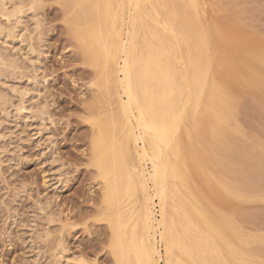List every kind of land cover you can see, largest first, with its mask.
I'll return each instance as SVG.
<instances>
[{
    "label": "rangeland",
    "instance_id": "374dc122",
    "mask_svg": "<svg viewBox=\"0 0 264 264\" xmlns=\"http://www.w3.org/2000/svg\"><path fill=\"white\" fill-rule=\"evenodd\" d=\"M80 8L40 0L23 37L0 39L13 65L0 72V264H116L91 145L96 118L119 140L116 77L96 43L110 40L104 3L89 26ZM161 13L181 24L184 58L161 52L205 94L178 135V229L208 242L212 264H264V0H166Z\"/></svg>",
    "mask_w": 264,
    "mask_h": 264
},
{
    "label": "bare ground",
    "instance_id": "6f19581e",
    "mask_svg": "<svg viewBox=\"0 0 264 264\" xmlns=\"http://www.w3.org/2000/svg\"><path fill=\"white\" fill-rule=\"evenodd\" d=\"M165 1L115 0L117 14L110 0H80L82 13L104 3L98 20L108 25L110 40L96 43L103 65L111 63L116 77L119 140L107 139L99 118L93 120L95 134L91 140L92 164L106 211L112 217L110 228L118 248L116 264H212L204 256L208 242L197 238L191 247L189 231L186 228L182 235L172 214L177 206L169 203L178 192L174 180L183 178L178 143L183 117L187 106H198L205 94L203 85L192 83L185 66L181 72L161 52L178 64L184 58V33L171 14L162 15ZM39 4L40 0H0V18L10 25L1 27L0 23V39L21 36L23 9L28 7L35 14ZM87 15L85 25L89 26L92 14ZM147 35L159 43L155 54L149 52L152 49ZM91 49L94 53V47ZM11 65L12 61L0 53V72ZM105 83L108 86L109 81ZM20 108L25 109L22 105ZM61 254H56L59 259Z\"/></svg>",
    "mask_w": 264,
    "mask_h": 264
}]
</instances>
